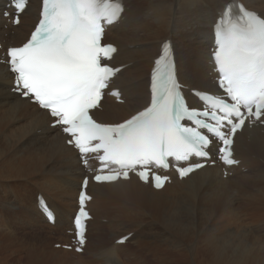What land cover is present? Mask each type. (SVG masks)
Here are the masks:
<instances>
[{
	"label": "bare ground",
	"instance_id": "obj_1",
	"mask_svg": "<svg viewBox=\"0 0 264 264\" xmlns=\"http://www.w3.org/2000/svg\"><path fill=\"white\" fill-rule=\"evenodd\" d=\"M229 1L124 0L121 20L105 37L118 45L112 63L128 65L115 84L126 101L106 97L96 116L118 122L147 104L150 68L167 38L174 41L183 83L216 89L213 24ZM241 1L264 14V0ZM8 2L0 0V58L7 47L22 43L40 18L41 0H30L14 26L4 17ZM13 81L8 65L0 62V264H264V126L237 133L234 149L242 162L228 176L217 165L182 181L174 175L162 190L136 177L90 182L94 218L85 251L78 254L54 244L70 241L85 168L68 136L51 126L49 113L11 91ZM40 193L57 214L55 225L38 207ZM129 232L134 234L126 243L116 242Z\"/></svg>",
	"mask_w": 264,
	"mask_h": 264
},
{
	"label": "snow or ice",
	"instance_id": "obj_2",
	"mask_svg": "<svg viewBox=\"0 0 264 264\" xmlns=\"http://www.w3.org/2000/svg\"><path fill=\"white\" fill-rule=\"evenodd\" d=\"M28 2L10 0L13 23H20ZM123 12L122 0H43L30 38L7 52V63L16 74L15 91L49 113L53 126L67 134L68 144L79 151L86 166L90 156L99 162L96 182L127 180L132 173L146 184L151 178L161 189L169 178L154 168L173 166L181 178L187 177L209 161L215 163L213 145L223 163L238 164L233 158L234 137L246 121L264 117V14L242 3H226L219 13L211 55L222 94L187 89L201 102L199 107L190 105L169 42L155 62L148 106L122 123H100L93 110L99 109L120 71L109 64L117 49L102 43V37L106 26L118 22ZM110 94L120 96L118 91ZM193 157L203 162L193 163ZM87 183L85 178L83 187ZM79 199L74 225L80 245L76 250L82 251L90 219L84 205L91 197L82 192ZM40 207L54 220L43 199Z\"/></svg>",
	"mask_w": 264,
	"mask_h": 264
},
{
	"label": "rangeland",
	"instance_id": "obj_3",
	"mask_svg": "<svg viewBox=\"0 0 264 264\" xmlns=\"http://www.w3.org/2000/svg\"><path fill=\"white\" fill-rule=\"evenodd\" d=\"M210 30H211V27H210ZM193 45L194 46H197L198 44H197V42H193ZM208 50H209V48H207ZM244 169V168H243ZM245 170V169H244ZM256 170V169H255ZM51 205V204H50ZM53 207V206H52ZM252 207H254V206H252ZM103 221H104V219H103ZM107 221V220H106ZM95 232V231H94ZM53 235H56L55 233L53 234ZM60 243V242H59ZM103 244H105V243H103ZM57 244H54V246H55V248H61V247H57L56 246ZM132 246V245H131ZM99 247L101 248L102 247V245H99ZM136 246H133V248H135ZM137 253H141V248L140 247H138V248H136V250H135Z\"/></svg>",
	"mask_w": 264,
	"mask_h": 264
}]
</instances>
